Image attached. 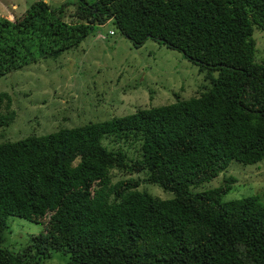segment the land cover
Instances as JSON below:
<instances>
[{
	"label": "trees",
	"instance_id": "16d2710c",
	"mask_svg": "<svg viewBox=\"0 0 264 264\" xmlns=\"http://www.w3.org/2000/svg\"><path fill=\"white\" fill-rule=\"evenodd\" d=\"M71 4L81 22L64 20ZM109 20L134 47L151 38L180 51L209 85L42 135L1 141L0 132V264H41L53 252L67 254L65 264H264V193L223 201L231 176L193 189L232 160L264 158V63L253 36L264 29V0H35L0 16V77L59 58ZM13 117L0 110V127ZM129 138L140 142L134 156L120 143ZM114 168L138 175L111 184ZM9 216L43 225L17 252L3 245Z\"/></svg>",
	"mask_w": 264,
	"mask_h": 264
},
{
	"label": "rangeland",
	"instance_id": "374dc122",
	"mask_svg": "<svg viewBox=\"0 0 264 264\" xmlns=\"http://www.w3.org/2000/svg\"><path fill=\"white\" fill-rule=\"evenodd\" d=\"M33 1L0 0V16L18 17ZM44 1L58 5L74 0ZM78 12L76 5L66 6L64 20L81 22ZM110 29L114 30V34L108 33ZM253 36L256 40L255 59L264 63V29L256 28ZM204 74L180 51L154 39L148 38L142 46L134 47L109 20L96 26V30L77 47L69 49L59 58L42 59L0 77V92L7 93L11 99L10 106H7V99L4 98L0 110L4 115L11 112L14 116L6 118L5 124L0 127L1 141L42 135L60 127L103 121L140 108L198 96L204 86L209 85ZM120 143L131 156L140 147V142L133 141V138ZM137 175L114 168L110 170L109 179L113 184ZM230 176L236 181L223 195V201L264 193V158L248 165L232 160L216 177L193 189L203 191L215 188ZM140 186L161 199L173 197L172 192L156 184L144 183ZM7 224L3 245L15 252L24 248L30 237L43 229L41 223L17 216H9ZM67 260V254L53 252L41 264H65Z\"/></svg>",
	"mask_w": 264,
	"mask_h": 264
},
{
	"label": "built area",
	"instance_id": "2783aa9c",
	"mask_svg": "<svg viewBox=\"0 0 264 264\" xmlns=\"http://www.w3.org/2000/svg\"><path fill=\"white\" fill-rule=\"evenodd\" d=\"M108 33L112 35V34H114V30H113V29H110V30L108 31Z\"/></svg>",
	"mask_w": 264,
	"mask_h": 264
}]
</instances>
